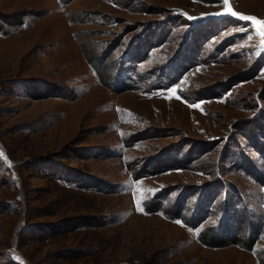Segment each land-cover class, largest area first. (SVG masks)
Returning <instances> with one entry per match:
<instances>
[{
    "label": "rangeland",
    "instance_id": "1",
    "mask_svg": "<svg viewBox=\"0 0 264 264\" xmlns=\"http://www.w3.org/2000/svg\"><path fill=\"white\" fill-rule=\"evenodd\" d=\"M242 17L264 0H0V264H264Z\"/></svg>",
    "mask_w": 264,
    "mask_h": 264
},
{
    "label": "trees",
    "instance_id": "2",
    "mask_svg": "<svg viewBox=\"0 0 264 264\" xmlns=\"http://www.w3.org/2000/svg\"><path fill=\"white\" fill-rule=\"evenodd\" d=\"M246 157V156H245ZM245 157H241V159L243 160H241L242 162V165H248L249 167H251V168H253L252 170H255V171H257L258 173L260 172V173H262V170H261V168L259 167V166H257L254 162H253V160H251L249 157H246V160H245ZM259 170V171H258ZM247 207L248 206H243V207H241V210H244L246 213H248V211H247ZM248 215V214H247ZM250 216L248 215V218H249Z\"/></svg>",
    "mask_w": 264,
    "mask_h": 264
},
{
    "label": "snow or ice",
    "instance_id": "3",
    "mask_svg": "<svg viewBox=\"0 0 264 264\" xmlns=\"http://www.w3.org/2000/svg\"><path fill=\"white\" fill-rule=\"evenodd\" d=\"M225 3H227V0H225ZM233 15H236V13H232ZM243 19H252L254 21V23H256L257 25L260 26L261 29H264V22H261V21H258V20H255L254 18H251V17H242ZM260 34L262 36H264V30H262L260 32ZM262 43H264V41H262Z\"/></svg>",
    "mask_w": 264,
    "mask_h": 264
}]
</instances>
